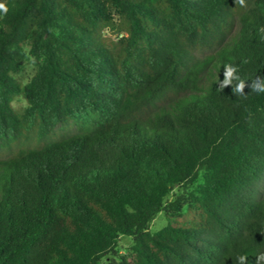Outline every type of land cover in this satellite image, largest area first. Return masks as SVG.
I'll use <instances>...</instances> for the list:
<instances>
[{"label":"trees","instance_id":"obj_1","mask_svg":"<svg viewBox=\"0 0 264 264\" xmlns=\"http://www.w3.org/2000/svg\"><path fill=\"white\" fill-rule=\"evenodd\" d=\"M0 3V264H257L264 0Z\"/></svg>","mask_w":264,"mask_h":264},{"label":"clouds","instance_id":"obj_2","mask_svg":"<svg viewBox=\"0 0 264 264\" xmlns=\"http://www.w3.org/2000/svg\"><path fill=\"white\" fill-rule=\"evenodd\" d=\"M240 2L243 3V0H240ZM0 11L4 13L8 11L4 3H0ZM261 31H264V29H261ZM224 68L225 78L223 79V81L219 82V88H224L228 85H232L233 92L243 94V90L246 87L247 83L238 74V69L232 65H225ZM248 86L250 87L251 91H255L257 93H264V84L262 83H257L256 81H253ZM262 259H264V255H258L257 264H260V261ZM237 260L238 264H247L248 257L246 255H240Z\"/></svg>","mask_w":264,"mask_h":264},{"label":"rangeland","instance_id":"obj_3","mask_svg":"<svg viewBox=\"0 0 264 264\" xmlns=\"http://www.w3.org/2000/svg\"><path fill=\"white\" fill-rule=\"evenodd\" d=\"M4 1V0H0ZM33 71V66L32 64H29V66L27 67V71L25 76H29ZM14 106L18 109H21L22 107H24L26 105V101L22 98V97H17V99L14 101ZM167 224V220L165 218L164 212H160L152 221L151 223V230L156 231L161 229L162 227H164ZM133 244V239L131 237L128 236H122L121 237V242H120V249L122 253H125L128 248Z\"/></svg>","mask_w":264,"mask_h":264}]
</instances>
